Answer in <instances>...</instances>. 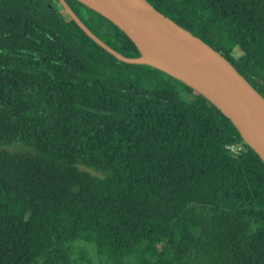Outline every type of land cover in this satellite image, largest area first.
Here are the masks:
<instances>
[{
    "label": "trees",
    "instance_id": "obj_1",
    "mask_svg": "<svg viewBox=\"0 0 264 264\" xmlns=\"http://www.w3.org/2000/svg\"><path fill=\"white\" fill-rule=\"evenodd\" d=\"M64 1L115 54L140 57ZM146 1L264 97V0ZM13 142L34 155L1 151ZM77 241L99 264H264V164L202 94L111 54L59 0H0V264H71Z\"/></svg>",
    "mask_w": 264,
    "mask_h": 264
},
{
    "label": "water",
    "instance_id": "obj_2",
    "mask_svg": "<svg viewBox=\"0 0 264 264\" xmlns=\"http://www.w3.org/2000/svg\"><path fill=\"white\" fill-rule=\"evenodd\" d=\"M78 26L111 54L126 62H143L178 77L202 94L230 121L242 141L264 164V97L219 52L155 10L146 0H76L99 13L137 46L133 35L145 40L166 60L169 68L140 57L118 56L95 37L64 0H59Z\"/></svg>",
    "mask_w": 264,
    "mask_h": 264
},
{
    "label": "rangeland",
    "instance_id": "obj_3",
    "mask_svg": "<svg viewBox=\"0 0 264 264\" xmlns=\"http://www.w3.org/2000/svg\"><path fill=\"white\" fill-rule=\"evenodd\" d=\"M234 56H238V53H234ZM1 151L9 153L11 155H34V152L31 151V149L20 144L19 142L3 144ZM77 167L82 171L88 172L92 176L100 178L104 177V174L101 171L86 166L84 164L78 163ZM81 254H83L84 257L87 259V264H99L94 245L81 241L74 242L72 245V254L70 256L72 260L71 264H85V262L80 259Z\"/></svg>",
    "mask_w": 264,
    "mask_h": 264
},
{
    "label": "bare ground",
    "instance_id": "obj_4",
    "mask_svg": "<svg viewBox=\"0 0 264 264\" xmlns=\"http://www.w3.org/2000/svg\"><path fill=\"white\" fill-rule=\"evenodd\" d=\"M133 36L136 40L137 48L141 52L142 60L170 69L164 57L154 47H152L150 44H148L145 40L138 37L137 35Z\"/></svg>",
    "mask_w": 264,
    "mask_h": 264
},
{
    "label": "built area",
    "instance_id": "obj_5",
    "mask_svg": "<svg viewBox=\"0 0 264 264\" xmlns=\"http://www.w3.org/2000/svg\"><path fill=\"white\" fill-rule=\"evenodd\" d=\"M225 148L232 156H236L237 154L245 151V147L242 143H232L226 145Z\"/></svg>",
    "mask_w": 264,
    "mask_h": 264
}]
</instances>
